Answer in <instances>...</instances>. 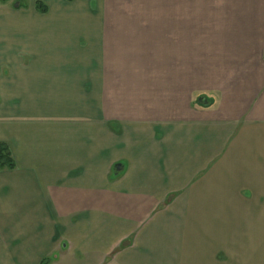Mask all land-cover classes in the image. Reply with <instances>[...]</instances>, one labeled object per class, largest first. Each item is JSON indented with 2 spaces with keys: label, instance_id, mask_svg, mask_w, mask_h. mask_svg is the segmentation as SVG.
<instances>
[{
  "label": "crops",
  "instance_id": "1",
  "mask_svg": "<svg viewBox=\"0 0 264 264\" xmlns=\"http://www.w3.org/2000/svg\"><path fill=\"white\" fill-rule=\"evenodd\" d=\"M19 1L0 264H264V0Z\"/></svg>",
  "mask_w": 264,
  "mask_h": 264
},
{
  "label": "trees",
  "instance_id": "2",
  "mask_svg": "<svg viewBox=\"0 0 264 264\" xmlns=\"http://www.w3.org/2000/svg\"><path fill=\"white\" fill-rule=\"evenodd\" d=\"M36 10L40 13H45L46 7L40 2H37ZM4 168L8 170L14 169V162L10 156L7 147L4 144H0V169H4Z\"/></svg>",
  "mask_w": 264,
  "mask_h": 264
},
{
  "label": "rangeland",
  "instance_id": "3",
  "mask_svg": "<svg viewBox=\"0 0 264 264\" xmlns=\"http://www.w3.org/2000/svg\"><path fill=\"white\" fill-rule=\"evenodd\" d=\"M202 1V3H208V2H212V0H201ZM18 2L20 3V1L18 0ZM24 3V2H23ZM26 5H29V0H26ZM202 7V6H201ZM138 14H140L141 13V11H139L138 10V12H137ZM187 11H186V16H187ZM153 14V17H157V18H159V17H161L160 16V12H153L152 13ZM199 14H202V17L204 16V17H212V10L210 9V10H199L198 11V16H199ZM139 17V16H138Z\"/></svg>",
  "mask_w": 264,
  "mask_h": 264
},
{
  "label": "water",
  "instance_id": "4",
  "mask_svg": "<svg viewBox=\"0 0 264 264\" xmlns=\"http://www.w3.org/2000/svg\"><path fill=\"white\" fill-rule=\"evenodd\" d=\"M197 103L199 105H201V106H208L209 105L208 100L205 97H203V96H201L200 98H198Z\"/></svg>",
  "mask_w": 264,
  "mask_h": 264
}]
</instances>
